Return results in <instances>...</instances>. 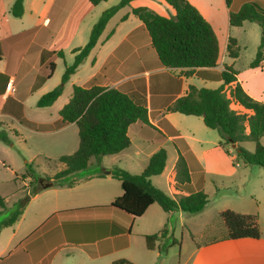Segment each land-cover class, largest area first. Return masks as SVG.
<instances>
[{
    "label": "crops",
    "instance_id": "obj_1",
    "mask_svg": "<svg viewBox=\"0 0 264 264\" xmlns=\"http://www.w3.org/2000/svg\"><path fill=\"white\" fill-rule=\"evenodd\" d=\"M137 1L132 0L110 18L94 48L64 84L62 94L51 106L39 108V98L60 83L65 68L74 61L73 50L82 48L87 43L92 26L111 4H108V0L95 6L87 0H23V14L15 18L10 14L15 0H0V119L7 122L0 121V127L5 126L8 131H13L15 137L22 139L24 145H30L29 147L40 152V156L59 159L61 156L71 155L78 148V129L74 123L63 122L59 111L69 101L73 86H100L119 88L124 92L143 91L150 125L166 136L164 141L146 138L140 135L138 127H131L128 130L130 146L118 154L110 155L114 159L108 165L103 163L106 156L95 163L100 166V172L75 174L83 171L81 170L54 183L52 177L64 169L57 159L60 169L46 182L51 185L38 187L29 198L31 202L43 195L52 202L53 211L45 214L40 224L16 248L0 257L5 258L0 264H43L45 260L51 262L53 254L59 250H63L67 256L73 254L74 249L83 253L91 263L264 264V188L258 201L260 208L237 212L258 216V239L196 240L187 223L189 215L180 211L165 213L157 204L150 205L142 216L133 221L113 210L103 209L122 195L120 182L111 178L109 173L113 167L127 169L121 164L122 160L129 158L124 155L125 150L132 146L135 147L136 157L141 158L140 168L143 170L157 150L164 149L166 143L174 145L177 152L175 161L168 170L165 162L163 172L157 176L166 172L165 178L169 180L167 193L170 197L179 199L188 195L173 179L178 153L184 158L190 174L191 163L194 166L199 164L196 151L204 141L189 130V116L165 113L164 109L183 96L189 85L209 89L219 87L222 81L218 76L224 65H228L237 72L234 84H239L252 99L264 103V62L255 68L248 66L239 70L235 68L234 61L238 57L229 58L226 52L228 38H233L240 55L241 46H244V34L249 28L247 24L251 23L244 22L240 27L230 26L229 11H238L243 4L253 1H260L264 7V0H232L230 8L225 5L224 0H187L209 22L219 47L216 67L196 69L189 76L184 75L186 69L161 66L143 24L132 14V9L136 7L153 11L155 0H147L145 4H137ZM2 6L6 13H1ZM50 64L53 66H49ZM152 66L154 68L150 69ZM152 74L156 77L153 83ZM142 76L145 77L143 83ZM198 82L201 86H197ZM9 83L11 85L8 89ZM208 84L215 86L210 88ZM170 88H177L171 101L164 106L152 103V96H163ZM233 106L238 112L251 113L238 105ZM184 150L190 154V158L186 157ZM17 178L16 176L14 180ZM150 182L161 189L151 180ZM156 183L161 181L158 179ZM192 184L190 174V185ZM261 185L264 186V183ZM194 189L199 191V188ZM206 207L207 205L203 211ZM87 208L91 210L79 211ZM24 210L18 222L11 227L21 222ZM165 225L168 229L166 237L156 241L152 250L147 249L145 236L157 233ZM176 225L182 230L180 242L174 236ZM42 226L44 228L39 233L29 238ZM116 227L120 231H116ZM127 228L129 232L125 230ZM184 237L192 239L189 246H183ZM173 239L179 244L178 255L171 251L174 247L169 248ZM49 261L47 264H50Z\"/></svg>",
    "mask_w": 264,
    "mask_h": 264
},
{
    "label": "trees",
    "instance_id": "obj_2",
    "mask_svg": "<svg viewBox=\"0 0 264 264\" xmlns=\"http://www.w3.org/2000/svg\"><path fill=\"white\" fill-rule=\"evenodd\" d=\"M87 1L95 6L105 0ZM131 1L120 0L115 6L102 12L92 26L87 43L82 48L73 50L74 61L65 68L60 83L39 98L37 107H49L56 101L62 94L64 84L96 45L107 22L120 8L127 6ZM162 1L174 11L172 18L157 14L145 7L132 9V14L140 20L148 33L151 47L161 66L168 69H186L184 72L186 76L192 75L196 69L216 67L219 58L218 40L209 22L187 0ZM224 1L225 5L230 8L232 0ZM10 14L15 18L22 16L23 0H15L10 8ZM228 22L232 27H240L244 22L257 23L260 26V41L255 56L249 64L250 68L258 67L264 62V7L262 3L260 1L247 2L238 11L230 10ZM226 52L229 58L238 57L239 47L235 39L228 38ZM49 66L52 67L53 64ZM236 75L237 72L232 66L224 65L218 76L222 81L219 87L209 89L189 85L186 93L170 103L165 108V112L200 117L208 129L217 132L220 145H233L244 164L264 168V147L260 143L261 139H264V103L252 99L239 84H234ZM227 90L228 96L226 95ZM232 104L251 113L238 112L231 108ZM59 115L63 122L76 125L79 144L77 150L71 155L59 157L58 161L64 169L52 177L54 183L70 174L86 169L91 158L99 162L104 156L115 155L128 148L130 146L128 130L131 127H138L143 137L160 141L166 139V136L151 126L148 121L146 98L143 91L124 92L119 88L73 86L71 97L59 111ZM0 141L9 143L10 140L5 133L0 132ZM248 141L255 144L254 152H248L240 146L241 143ZM165 162L166 151L161 148L149 158L140 174L133 175L124 169L113 167L109 175L120 182L122 195L103 209L113 210L119 215L124 214L130 221L142 216L152 204H157L165 213L174 211H180L185 215L201 213L208 203V196L203 191H194L191 188L186 162L179 153L173 179L188 192V195L174 199L151 184L150 178L163 172ZM30 175L33 176V173ZM36 190L37 188L32 194ZM31 195L21 200L20 207L0 221V232L18 222ZM0 208L2 210L6 208L1 195ZM87 210L91 208L79 211ZM217 216L224 229V234L218 240L260 238V227L256 214H240L226 209L219 212ZM42 228L44 226L39 227L29 238L39 233ZM115 230L120 231L117 227ZM125 230L129 232V228ZM167 234L168 229L165 225L157 233L145 236L147 249L152 250L154 243L165 238ZM176 243L173 239L172 244ZM4 260L5 258H2L0 262Z\"/></svg>",
    "mask_w": 264,
    "mask_h": 264
},
{
    "label": "rangeland",
    "instance_id": "obj_3",
    "mask_svg": "<svg viewBox=\"0 0 264 264\" xmlns=\"http://www.w3.org/2000/svg\"><path fill=\"white\" fill-rule=\"evenodd\" d=\"M120 0H108V4L115 6ZM147 0H138L137 4H145ZM153 11L162 14L168 18L174 16V12L162 0H155L152 7ZM6 13L4 6L1 7V13ZM12 16V15H11ZM13 19V17H12ZM249 28L244 34V46H241L240 55L235 61V68L243 70L248 67L253 60L259 41L261 29L257 23L247 24ZM157 56V55H156ZM229 61V60H227ZM226 61V62H227ZM158 63V62H157ZM154 68L153 66L150 69ZM141 82L145 81V77H141ZM156 77H151V83ZM197 86H201L199 82ZM210 88H214V84H208ZM177 88L168 89L163 96H152V103L159 106L166 105L176 94ZM228 96V90L226 91ZM232 109H235L233 104ZM237 111H239L236 108ZM165 112V109H164ZM167 113V112H165ZM189 130L198 138L203 140V145L196 152L199 156V164L194 166L191 163L190 174L193 179L191 188H199L208 196V204L201 214L189 215L188 225L196 240L207 242L220 238L224 234L222 225L218 220V213L229 209L234 212L246 211L259 207L258 201L262 197L264 186V169L259 166L244 164L238 156V151L231 144L220 145L219 136L215 130L208 129L198 117L189 116ZM1 122L7 123L0 119ZM0 132L5 133L9 138V143L0 141V195L4 198L5 209L0 211V221L8 217L14 210L20 207V201L32 194V192L49 182L59 169L60 165L56 157L40 156L33 147L24 145L22 139L15 137L13 131H8L5 126L0 127ZM37 138V137H35ZM30 142V140H29ZM264 147V139L261 140ZM40 145V143H39ZM33 146V145H32ZM240 146L248 151L254 152L255 144L253 142H244ZM164 149L167 155V170L175 161L177 155L175 146L171 143H166ZM187 158L190 154L183 151ZM125 156L129 158L122 160L121 166L126 167L131 174H140V157L135 155V147L125 150ZM112 156L104 157V165L112 162ZM189 160V159H188ZM94 158H91L87 168L82 172L75 173L76 175L91 174L100 172V166L95 165ZM166 170V171H167ZM128 171V172H129ZM135 172V173H132ZM33 173V176L30 175ZM166 173V172H165ZM165 173L161 176L151 177L152 183L160 186L162 191L167 193L169 184L168 178H165ZM18 177L16 180L15 177ZM42 179L39 183L38 180ZM70 179V177L68 178ZM161 183H156V180ZM169 195V194H168ZM170 196V195H169ZM52 202L43 195L35 198L28 203L24 210V216L21 222L11 228L2 230L0 234V257L6 256L10 251L17 247L23 238L33 231L43 220L45 214L53 211ZM260 208V207H259ZM123 217H127L121 214ZM127 219V218H126ZM181 228L176 225L174 236L180 242ZM203 231V232H202ZM183 246H189L191 238H183ZM179 244L169 245V248L174 247L171 251L179 254ZM73 254L65 255L63 250H59L53 254L51 262L45 260L43 264H105L104 262L91 263L87 257L78 250L72 251ZM86 257V259H85ZM51 258V257H50ZM109 258H107L108 261ZM87 261V263H85ZM110 264V263H108Z\"/></svg>",
    "mask_w": 264,
    "mask_h": 264
},
{
    "label": "water",
    "instance_id": "obj_4",
    "mask_svg": "<svg viewBox=\"0 0 264 264\" xmlns=\"http://www.w3.org/2000/svg\"><path fill=\"white\" fill-rule=\"evenodd\" d=\"M233 146V145H232ZM234 147V146H233ZM42 181V179H40V180H38V182L40 183ZM51 185V183H47L46 185H45V187H49Z\"/></svg>",
    "mask_w": 264,
    "mask_h": 264
},
{
    "label": "built area",
    "instance_id": "obj_5",
    "mask_svg": "<svg viewBox=\"0 0 264 264\" xmlns=\"http://www.w3.org/2000/svg\"><path fill=\"white\" fill-rule=\"evenodd\" d=\"M10 85H11V83H9V84L7 85V88H8V89L10 88Z\"/></svg>",
    "mask_w": 264,
    "mask_h": 264
}]
</instances>
